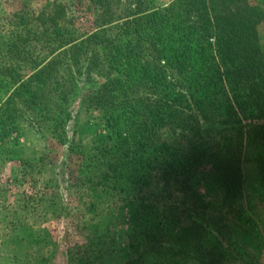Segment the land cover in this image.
Wrapping results in <instances>:
<instances>
[{"label":"trees","instance_id":"trees-1","mask_svg":"<svg viewBox=\"0 0 264 264\" xmlns=\"http://www.w3.org/2000/svg\"><path fill=\"white\" fill-rule=\"evenodd\" d=\"M263 21L251 0H46L0 55V142L26 122L52 144L26 170L57 165L61 146L76 192L127 195L155 264H235L223 214L243 202L251 146L264 201ZM75 104L104 114L108 144H70ZM204 168L218 206L194 188Z\"/></svg>","mask_w":264,"mask_h":264},{"label":"rangeland","instance_id":"rangeland-1","mask_svg":"<svg viewBox=\"0 0 264 264\" xmlns=\"http://www.w3.org/2000/svg\"><path fill=\"white\" fill-rule=\"evenodd\" d=\"M45 1L0 0V55L16 15H37ZM251 2L264 9V0ZM258 36L264 48V21ZM72 116L71 145L89 151L108 144L102 112L75 104ZM51 145L47 135L26 122L19 134L0 142V264H155L138 237L137 206L119 191L101 192L99 199L76 192L77 186L67 180L66 148L57 147V165L45 166L43 174L21 165L20 160L42 157ZM260 153L257 146L246 151L243 202L223 214L235 242V264H264V201L256 165ZM193 185L205 204L218 206L225 197L210 168L200 170ZM213 245L211 241L207 248Z\"/></svg>","mask_w":264,"mask_h":264}]
</instances>
